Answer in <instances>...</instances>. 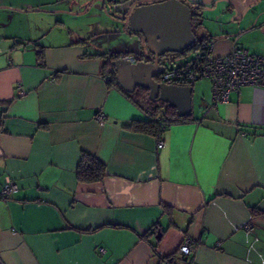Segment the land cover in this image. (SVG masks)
Wrapping results in <instances>:
<instances>
[{
    "label": "crops",
    "instance_id": "1",
    "mask_svg": "<svg viewBox=\"0 0 264 264\" xmlns=\"http://www.w3.org/2000/svg\"><path fill=\"white\" fill-rule=\"evenodd\" d=\"M180 1L214 56H264V0ZM111 2L0 0V191L18 185L0 196V264H163L186 238L194 252L175 264H264V88L214 105L200 79L188 121L159 136L126 129L164 109L154 118L147 95L104 80L103 55L118 53L65 30L78 17L107 27ZM82 155L105 166L102 181L77 180Z\"/></svg>",
    "mask_w": 264,
    "mask_h": 264
},
{
    "label": "water",
    "instance_id": "2",
    "mask_svg": "<svg viewBox=\"0 0 264 264\" xmlns=\"http://www.w3.org/2000/svg\"><path fill=\"white\" fill-rule=\"evenodd\" d=\"M135 4L128 8L123 24L128 33L143 39L147 53L141 52V58L135 62L128 58L111 61L115 83L129 94L138 88L144 89L150 102L174 108L179 118L189 117L192 87L165 85L156 78L170 62L166 55L180 54L196 42L191 5L180 0Z\"/></svg>",
    "mask_w": 264,
    "mask_h": 264
},
{
    "label": "built area",
    "instance_id": "3",
    "mask_svg": "<svg viewBox=\"0 0 264 264\" xmlns=\"http://www.w3.org/2000/svg\"><path fill=\"white\" fill-rule=\"evenodd\" d=\"M136 3V0H112L110 14H118V7L128 5V8ZM129 61L135 62L136 58L128 57ZM174 62V61H170ZM169 62V63H170ZM112 68L105 70L104 80L110 81ZM200 79H208L212 88L213 104L228 101L232 92H238L240 88L246 86L264 88V56L248 53L245 49L234 46L231 52L223 57L212 54V43H206L205 47L193 50L186 63L182 65L166 66V69L156 80L170 86H191ZM96 119L100 122L104 120V115L98 113ZM162 144H158L161 148ZM18 191V185L11 180H7L2 186L0 196L7 198ZM248 233L253 231L250 225L245 226ZM195 248V242L186 238L177 249L174 258H189ZM103 254L105 251L100 250Z\"/></svg>",
    "mask_w": 264,
    "mask_h": 264
},
{
    "label": "trees",
    "instance_id": "4",
    "mask_svg": "<svg viewBox=\"0 0 264 264\" xmlns=\"http://www.w3.org/2000/svg\"><path fill=\"white\" fill-rule=\"evenodd\" d=\"M196 17H197V14L195 13L194 10H192L191 25H192L193 33H194V26L192 22L196 20ZM124 30H127L126 27L124 28ZM129 34L132 35L133 33H129ZM141 40L144 43L142 38ZM205 45L206 43L204 42V40L196 38L195 44H193L190 48H188L187 50H185L184 52L180 54H174V55H182V54L191 53L193 50L197 48L205 47ZM103 57L105 59L104 70H106L107 68L111 67L110 66L111 61L122 57V55L121 54H110V55L105 54L103 55ZM135 58L136 60H139L141 56L137 55ZM110 76H111L110 78L112 80V83L115 86H117L114 80V73H111ZM120 90L129 97H139L138 95L140 96L147 95V91L141 88L136 89L135 92L132 94L126 93L122 89ZM149 105L151 109V114L154 118H157L158 115L160 114V111L164 109L162 115L160 116V119L158 120L152 119L150 121H133L129 125L125 126V128L128 130L134 131V132H140V133H144V134H148L152 136H159L168 125L175 124V123H182V122L189 120V118H179L176 115V112L173 108L164 106L159 102L153 103L149 101ZM105 176H106L105 166L102 163H100L98 160H96L92 156L82 155L80 162L78 164L77 170H76V177L79 182H82V183L100 182L104 179ZM161 260L163 264H175L173 257L161 258Z\"/></svg>",
    "mask_w": 264,
    "mask_h": 264
},
{
    "label": "rangeland",
    "instance_id": "5",
    "mask_svg": "<svg viewBox=\"0 0 264 264\" xmlns=\"http://www.w3.org/2000/svg\"><path fill=\"white\" fill-rule=\"evenodd\" d=\"M118 11L120 14H115L113 17L115 21H112L111 24L106 25L101 21H96L94 24L88 22V20L83 17H78L77 19H72L70 22H65V30L68 32H72L74 36H80V38L87 39L90 46L97 45L102 51H107L110 53H118L121 55L130 53L136 54L138 56L141 55V52L147 53L146 48L141 45V37L137 34H129L126 30H124L125 25L119 21L124 17V13L128 11V5H123L122 7H118ZM109 20H112L108 17ZM194 26V31L196 33L194 21L192 22ZM97 30L95 31V28ZM90 31V35L88 36V32ZM173 54L166 55V59H170ZM173 62H168L166 66H173ZM196 88L192 93V108L195 112L197 110V102L200 98L201 92L207 89L206 85L203 88L201 86L203 84H196ZM199 87V89H198Z\"/></svg>",
    "mask_w": 264,
    "mask_h": 264
}]
</instances>
